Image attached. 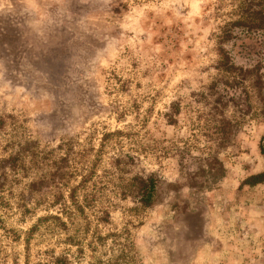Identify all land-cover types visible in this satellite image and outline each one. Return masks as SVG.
I'll list each match as a JSON object with an SVG mask.
<instances>
[{"label":"rangeland","instance_id":"1","mask_svg":"<svg viewBox=\"0 0 264 264\" xmlns=\"http://www.w3.org/2000/svg\"><path fill=\"white\" fill-rule=\"evenodd\" d=\"M243 1L0 0V264H264Z\"/></svg>","mask_w":264,"mask_h":264},{"label":"trees","instance_id":"2","mask_svg":"<svg viewBox=\"0 0 264 264\" xmlns=\"http://www.w3.org/2000/svg\"><path fill=\"white\" fill-rule=\"evenodd\" d=\"M233 16L235 20L228 23L223 29L219 37V41L222 43L234 39L235 30H239L246 39H255L260 33L264 35V0H244L236 8ZM219 61L217 70L219 73L233 77L237 73H241L243 70L236 67L232 58L224 49H219ZM261 155L264 157V137L261 140L260 145ZM138 183L139 192L141 196V202L144 207H148L154 196L155 183L152 179L144 181L141 179H135ZM247 186L255 187L257 185L264 184V172L249 177L244 183Z\"/></svg>","mask_w":264,"mask_h":264}]
</instances>
